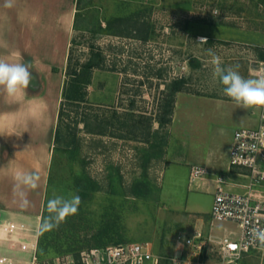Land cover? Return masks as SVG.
<instances>
[{"label":"rangeland","instance_id":"1","mask_svg":"<svg viewBox=\"0 0 264 264\" xmlns=\"http://www.w3.org/2000/svg\"><path fill=\"white\" fill-rule=\"evenodd\" d=\"M78 2L72 63L102 50L104 66L93 69L84 100L64 105L70 77L66 65L54 68L64 112L43 178L41 224L54 195H79L81 204L58 227L40 226L37 255L150 242L159 258L153 264L171 262L180 232L211 222V215L188 210L193 203L205 210L214 198L197 190L193 163L217 144L225 150L237 129L257 124V109L237 107L223 94L208 50L222 67L238 65L244 78L264 75V0ZM176 78L186 79L185 91L176 95L171 122L160 124L155 117ZM239 264H264V253Z\"/></svg>","mask_w":264,"mask_h":264},{"label":"crops","instance_id":"2","mask_svg":"<svg viewBox=\"0 0 264 264\" xmlns=\"http://www.w3.org/2000/svg\"><path fill=\"white\" fill-rule=\"evenodd\" d=\"M77 2L12 0L13 6L9 8L4 6L5 0H0V57L30 62L33 75L23 95L9 98L0 90V264H30L39 248L44 212L42 184L51 164L59 116L54 68L67 66ZM232 143L233 135L225 150L217 144L201 153V163H193L192 166L203 165L207 172L200 177L197 190L214 196L218 175L226 176V187L231 191L249 190L246 171L231 168ZM18 168L40 177L38 187L27 191L30 205L26 208L21 207L13 191V173ZM253 192L264 195V184L254 186ZM213 199L205 210L196 208L195 203L188 210L210 216ZM9 222L15 226L13 231ZM209 223L201 227L206 234L225 232L226 226L219 224L213 229L210 219Z\"/></svg>","mask_w":264,"mask_h":264},{"label":"built area","instance_id":"3","mask_svg":"<svg viewBox=\"0 0 264 264\" xmlns=\"http://www.w3.org/2000/svg\"><path fill=\"white\" fill-rule=\"evenodd\" d=\"M257 124L237 129L233 135L230 155L232 169L246 171L249 178L246 192L228 189L224 175L216 177V190L211 209V226L214 229L223 222H231L236 229L206 234L201 227L193 233L180 232L177 244L182 247L171 258L172 264H239L249 253H264L253 242L250 230L264 229V195L253 192V187L264 184V109H259ZM203 165H194L192 180L206 174ZM13 231L14 225L9 222ZM25 227L24 224L21 225ZM150 242H126L92 247L79 255H58L41 259L34 254L30 264H153L158 261ZM175 260V261H174Z\"/></svg>","mask_w":264,"mask_h":264},{"label":"clouds","instance_id":"4","mask_svg":"<svg viewBox=\"0 0 264 264\" xmlns=\"http://www.w3.org/2000/svg\"><path fill=\"white\" fill-rule=\"evenodd\" d=\"M4 6L12 7V0H5ZM200 43H207L206 38H201ZM208 54L211 56V63L214 66L213 77L218 79L223 86V94L226 97L234 101L237 107L264 109V75L259 78H244L238 71V65L224 68L221 66L222 61L218 55L211 49L208 50ZM31 68L30 62L25 63L20 59L9 61L0 57V90H3L9 98L23 95L33 80ZM39 179L37 173L19 168L13 173V191L19 197L21 207L26 208L30 205L27 191L35 190L38 187ZM80 204L79 195H71L69 198L54 195L47 201L46 207L49 216L42 222L41 231H49L58 227L67 217L78 212ZM250 232L253 242L258 243L260 250L264 251V229L253 227ZM180 247L182 244L178 243L176 249L178 250Z\"/></svg>","mask_w":264,"mask_h":264},{"label":"trees","instance_id":"5","mask_svg":"<svg viewBox=\"0 0 264 264\" xmlns=\"http://www.w3.org/2000/svg\"><path fill=\"white\" fill-rule=\"evenodd\" d=\"M79 3V2H78ZM77 18L75 21L76 28ZM72 49L69 51L68 62H67V76L70 80L65 84L63 88V105L64 102L74 103L75 101L81 102L87 96V88L91 83V74L95 68H103L105 55L102 50L93 51L91 56L88 58L86 63L73 65L72 63ZM185 78H176L171 83L167 84V98L161 103L160 113L156 115L155 119L159 121L160 124L169 123L172 120V115L174 112L176 104V95L179 92L185 91ZM64 108L61 105L59 110V118L63 115ZM151 118V117H150ZM152 126V123H150ZM59 132L57 131V137ZM165 264H172L170 261H165Z\"/></svg>","mask_w":264,"mask_h":264}]
</instances>
